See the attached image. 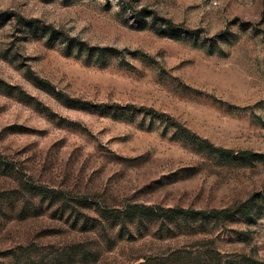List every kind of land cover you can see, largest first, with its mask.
<instances>
[{"label":"rangeland","instance_id":"374dc122","mask_svg":"<svg viewBox=\"0 0 264 264\" xmlns=\"http://www.w3.org/2000/svg\"><path fill=\"white\" fill-rule=\"evenodd\" d=\"M0 264H264V0H0Z\"/></svg>","mask_w":264,"mask_h":264},{"label":"trees","instance_id":"16d2710c","mask_svg":"<svg viewBox=\"0 0 264 264\" xmlns=\"http://www.w3.org/2000/svg\"><path fill=\"white\" fill-rule=\"evenodd\" d=\"M152 14H153L152 11L147 10V9H143L137 13V16L139 17V19L141 18V20H143V19H145V17L151 16ZM155 17L157 20H159L161 22L160 24L166 30H178L180 27L179 25L175 24L170 19L162 18L159 16H155ZM172 33H173V35H177L176 32H172ZM204 143H206V146L212 151H216V152L222 153V154L230 153V151H226L223 148H218V147L216 148L215 146H213L212 143L208 142L207 140H205ZM238 155L240 157H243V158H245V157H252L253 158V157L258 156L257 153L250 151V150L242 151ZM42 200L47 201L50 205L60 204L61 210H66L64 207L65 203H63L62 200L66 201L67 198H65V195L63 194L62 191H57L55 189H44V187H42ZM61 204H62V206H61ZM242 206H243L245 212L247 214H250V203L245 202V204ZM130 207H132V206H130ZM133 207L140 208L141 210H143L145 213H147L149 215H153L155 213V209L151 206L137 205V206H133ZM169 211L172 214H183L185 216L199 215L202 218H206V219L209 218L210 216L217 217V213H219V211H214V212H210V211H206V210L196 211L193 209H184V208L170 209V210H168V212ZM129 215H130V213L128 211H126L125 214L123 215L122 221L124 223L129 221Z\"/></svg>","mask_w":264,"mask_h":264}]
</instances>
